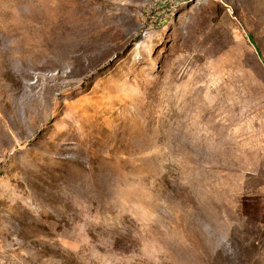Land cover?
<instances>
[{"label": "rangeland", "instance_id": "374dc122", "mask_svg": "<svg viewBox=\"0 0 264 264\" xmlns=\"http://www.w3.org/2000/svg\"><path fill=\"white\" fill-rule=\"evenodd\" d=\"M0 264H264V0H0Z\"/></svg>", "mask_w": 264, "mask_h": 264}]
</instances>
